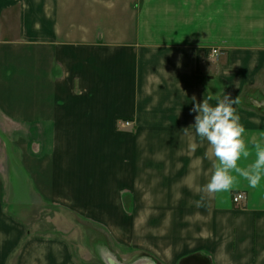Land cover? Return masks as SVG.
<instances>
[{
	"label": "crops",
	"instance_id": "obj_1",
	"mask_svg": "<svg viewBox=\"0 0 264 264\" xmlns=\"http://www.w3.org/2000/svg\"><path fill=\"white\" fill-rule=\"evenodd\" d=\"M210 95L238 101L246 167L264 136V0H0V264H76L67 242L28 237L35 205L171 264H264V181L203 190L215 158L192 98Z\"/></svg>",
	"mask_w": 264,
	"mask_h": 264
},
{
	"label": "clouds",
	"instance_id": "obj_2",
	"mask_svg": "<svg viewBox=\"0 0 264 264\" xmlns=\"http://www.w3.org/2000/svg\"><path fill=\"white\" fill-rule=\"evenodd\" d=\"M192 99V111L197 113L193 125L195 134L208 142L215 158L213 171L203 190L208 193L229 191L237 182V176L246 180L249 187L257 188L264 181V136L258 141H250L255 149V159L241 167V159L247 160L251 153L244 139L246 129L234 107L238 101L227 95L218 99L215 105L210 103L211 95L200 103L195 102V97Z\"/></svg>",
	"mask_w": 264,
	"mask_h": 264
},
{
	"label": "rangeland",
	"instance_id": "obj_3",
	"mask_svg": "<svg viewBox=\"0 0 264 264\" xmlns=\"http://www.w3.org/2000/svg\"><path fill=\"white\" fill-rule=\"evenodd\" d=\"M209 51V59L215 62L221 51L217 48H212ZM215 51L217 54L219 53L218 56L214 53ZM133 125V122L130 121L122 123L123 128H132ZM237 193L232 195V203L234 195ZM242 193L245 194V192ZM245 204L246 201L243 207ZM233 207L235 210L237 209L234 203ZM24 216L28 237H51L67 242L70 246L72 260L76 264H109V259L120 264L146 262L156 264L153 260L154 256H158L157 254H159L160 259L157 258L161 264H171L169 258L172 252L170 249L159 250L153 243L143 242V239H141V248H131L132 246L129 248L127 244H121V239L125 240L124 236L122 237L120 234L114 236L110 232L107 234V231L101 232L96 228L88 227V225L80 223L75 215L68 212H59L52 207L35 205L26 209ZM132 243L134 244V242Z\"/></svg>",
	"mask_w": 264,
	"mask_h": 264
},
{
	"label": "built area",
	"instance_id": "obj_4",
	"mask_svg": "<svg viewBox=\"0 0 264 264\" xmlns=\"http://www.w3.org/2000/svg\"><path fill=\"white\" fill-rule=\"evenodd\" d=\"M214 53L216 54V56H218V54H219V53L217 54L216 51ZM127 125L129 126L130 124L128 123ZM245 201H247L246 194H244L242 192H238L236 195H234L233 203L237 207V209L243 208Z\"/></svg>",
	"mask_w": 264,
	"mask_h": 264
},
{
	"label": "water",
	"instance_id": "obj_5",
	"mask_svg": "<svg viewBox=\"0 0 264 264\" xmlns=\"http://www.w3.org/2000/svg\"><path fill=\"white\" fill-rule=\"evenodd\" d=\"M200 260H202V256L201 255L184 259V260L181 261L180 264H194V263L195 264H199V262H201Z\"/></svg>",
	"mask_w": 264,
	"mask_h": 264
},
{
	"label": "bare ground",
	"instance_id": "obj_6",
	"mask_svg": "<svg viewBox=\"0 0 264 264\" xmlns=\"http://www.w3.org/2000/svg\"><path fill=\"white\" fill-rule=\"evenodd\" d=\"M108 262H109V264H120L119 262H117V261H114V260H112V259H109L108 260ZM140 264H150V263H140ZM152 264V263H151Z\"/></svg>",
	"mask_w": 264,
	"mask_h": 264
},
{
	"label": "flooded vegetation",
	"instance_id": "obj_7",
	"mask_svg": "<svg viewBox=\"0 0 264 264\" xmlns=\"http://www.w3.org/2000/svg\"><path fill=\"white\" fill-rule=\"evenodd\" d=\"M151 263V262H150Z\"/></svg>",
	"mask_w": 264,
	"mask_h": 264
}]
</instances>
